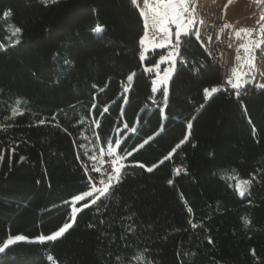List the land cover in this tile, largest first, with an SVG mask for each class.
Returning <instances> with one entry per match:
<instances>
[{
    "label": "trees",
    "instance_id": "1",
    "mask_svg": "<svg viewBox=\"0 0 264 264\" xmlns=\"http://www.w3.org/2000/svg\"><path fill=\"white\" fill-rule=\"evenodd\" d=\"M144 32L131 0H0V242L29 239L0 264H264V89L206 98L221 69L189 34L154 93L146 68L168 49L141 61ZM110 146L121 182L77 203L62 237L36 241L71 222L73 198L104 178L90 157ZM239 180L252 181L244 196Z\"/></svg>",
    "mask_w": 264,
    "mask_h": 264
},
{
    "label": "snow or ice",
    "instance_id": "2",
    "mask_svg": "<svg viewBox=\"0 0 264 264\" xmlns=\"http://www.w3.org/2000/svg\"><path fill=\"white\" fill-rule=\"evenodd\" d=\"M45 2H51V3H58L59 0H45ZM133 6L140 8V5L138 3V0H131ZM261 3H264V0H260ZM229 3H231V0H229ZM196 7H195V0H144V7L140 9V15L144 18V28H145V34L140 40V45L142 48V51L140 52V59L141 61L146 59V53L149 52L148 45H151L152 50L155 49H165V48H171V51L168 55L161 56L159 63H169L171 67L168 68V70L163 74V76L160 77L159 83L166 85L168 83V80L171 78L172 72L175 70V63H176V57L180 55V48L182 44V37H188L189 34L195 36L196 39H200V33L199 31H193L195 28V25L197 23H203V21H198L195 16ZM4 16L8 17L11 16V12H5ZM264 13L261 14L260 20L258 23L260 24L259 33L261 36L260 40H252L250 39L253 35L252 29L242 28L239 31L235 33L237 38L241 37V34L243 33L246 37L249 38L247 43L241 44L240 48L244 50V57L242 58L240 55L236 56V59L240 61V65L238 67H233L231 70V76L227 79V84H229L233 89L236 90L235 95L237 97L240 96V90L244 87V85L247 83V80L245 77L250 75V70L255 68V57L252 55L253 47L259 48L261 44H264ZM154 27L157 29V31L161 34V38L159 41L156 40L155 37L149 38L148 35V29L149 27ZM175 27V31H173V27ZM225 28L232 27L231 25H225ZM13 36H19L22 34V29L20 27L12 26ZM94 31L97 34H101L103 32V28L100 26H97ZM211 40V37H209V41ZM174 41V42H173ZM15 43H20L19 39L15 40ZM231 47V45H229ZM4 49V45L0 44V50ZM159 63L153 62L152 67H147L146 71L148 72H156L159 76ZM249 69V71H244L243 69ZM135 73L130 74L127 79L131 81L134 77ZM260 88L264 89V84L259 85ZM221 89L218 87H213L210 90L204 89L205 97L210 98L214 93L220 91ZM125 91H128L127 88H125ZM19 103V101L17 102ZM104 111H107L105 109ZM13 117L16 115H22L23 113L19 112L18 109H13ZM82 122V121H81ZM40 124H43L44 121H39ZM97 126H99L98 122ZM189 128H191V124L188 125ZM0 129L6 130V128H3V126H0ZM134 131V129H133ZM152 139V137H149V140ZM148 140H145L143 144L140 145L142 148L144 144H147ZM183 143V141L181 142ZM118 146V145H117ZM178 144L176 147H179ZM175 151V150H173ZM107 154L109 156L115 157L113 161L111 162L109 166V170H105L104 178L99 179V187H97L96 184L91 185V190L84 192L82 195H77L73 198L75 202H79L85 199V197H93L92 203L95 204L98 200H100L101 197H107L110 190L113 188L114 185H117L121 182V171L124 165L121 163V161L124 159L123 156H120L117 154L115 148L109 147L107 149ZM127 155H131V153H127ZM169 156H165L164 159H169ZM2 159V157H0ZM24 158L21 157V160ZM90 159L97 160L99 159L100 165L104 164L103 159L97 158V157H90ZM160 163H163V161H160ZM140 167H145V165L140 164ZM157 165H153L152 167H147V171L151 172ZM87 170V169H86ZM93 171L100 172L101 168L99 167H93ZM177 174H179V169L176 170ZM92 178L89 177V180ZM171 183V181H169ZM252 181L251 180H239V182L236 185L237 191L241 196L245 195V192L248 190V187H250ZM89 205H84V207H88ZM83 208H73L72 209V216L70 217L71 222L63 224L62 227H60L58 230L54 231L50 235H40L36 239L43 243L45 241H56L58 238L62 237L64 233L72 227V224L75 223L76 215L78 212L82 211ZM191 211V209H189ZM131 217H129L130 219ZM103 222V221H101ZM245 223H249V221H245ZM89 227H93V225H89ZM195 227V225H193ZM129 231H132L131 227L129 228ZM28 237L24 235H16L13 237H9L6 241L0 242V252H4L6 248H8L10 245H13L19 241H25ZM48 259L52 261V264H56V261L53 259L52 256H49ZM137 261H143L144 257L143 255L134 257Z\"/></svg>",
    "mask_w": 264,
    "mask_h": 264
},
{
    "label": "built area",
    "instance_id": "3",
    "mask_svg": "<svg viewBox=\"0 0 264 264\" xmlns=\"http://www.w3.org/2000/svg\"><path fill=\"white\" fill-rule=\"evenodd\" d=\"M201 21L203 23L201 24V32H204L208 34L209 37H211V41L214 43L211 44V53L209 51L210 56L212 59H216L215 64H217L221 69V75H222V82L220 85L215 86L220 88L221 90L216 92L219 93L221 91H224L228 94H231L233 91V88L227 84V79L231 76V70L234 63V56L235 52L229 47L230 45V36L233 32V27L225 28V25H230L223 21L222 19V10L220 7L213 5L210 3L207 6H204L201 11ZM203 33V34H205ZM214 51V53H213ZM260 58L264 55V44L261 45V48L259 50ZM178 60L180 62H183L182 57H178ZM255 78L251 77V85H256ZM213 88L210 87L209 90ZM204 92V90H203ZM205 94V92H204ZM149 102L151 105L155 106L157 103L153 99H149ZM103 161L104 164L100 166L101 172L105 174V170H109V166L113 159L115 157L109 156L107 154V150H103ZM121 163L124 165V161L122 160ZM97 187H99V183H96Z\"/></svg>",
    "mask_w": 264,
    "mask_h": 264
},
{
    "label": "crops",
    "instance_id": "4",
    "mask_svg": "<svg viewBox=\"0 0 264 264\" xmlns=\"http://www.w3.org/2000/svg\"><path fill=\"white\" fill-rule=\"evenodd\" d=\"M200 3L205 4L209 1L215 2L222 6L223 12H222V19L224 22L230 24L233 27V40L230 42L231 49H233L237 55H240L242 58L244 57L245 53L242 48H240L241 44L247 43L249 38L246 37L243 33L241 34V37L237 38L235 33L239 31L242 28L252 29L253 35L250 39L252 40H260L261 36L259 33L260 24L258 21L260 20V16L262 13H264V3H261L260 0H231V3H229V0H199ZM234 7L232 10L229 11L228 14H226L225 10L227 8ZM144 19V18H143ZM264 23V22H261ZM259 48L253 47L252 55H254L255 60V66H256V52ZM240 61L237 59L235 60V67H238L240 65ZM244 71H249V69L245 68ZM256 71L254 69L250 70V75L245 77V79L249 78L250 76H253ZM258 74V73H257ZM262 78V74L259 73L257 86H259L260 81Z\"/></svg>",
    "mask_w": 264,
    "mask_h": 264
},
{
    "label": "rangeland",
    "instance_id": "5",
    "mask_svg": "<svg viewBox=\"0 0 264 264\" xmlns=\"http://www.w3.org/2000/svg\"><path fill=\"white\" fill-rule=\"evenodd\" d=\"M138 3H139V5H140V8L139 9H142L143 7H144V0H138ZM210 3H212L213 5H215V6H218V7H220L221 8V10H222V12H223V9H222V6L221 5H219V4H217V3H215V2H212V1H209V2H207V3H205V4H202V3H200V1L199 0H195V7H196V12H195V16H196V19L198 20V21H201V11H202V9H203V7L204 6H207V5H209ZM234 7H230V8H227L226 10H225V12H226V14H228L229 13V11H233L232 9H233ZM201 24L202 23H197L196 25H195V28L193 29V31H199V33H200V39H201V41H203V43H205V45L207 46V49L210 51V53H211V44H213L214 42L213 41H209V36H208V34L207 33H205V31L204 32H201V30H200V28H201ZM173 27V31H175V27L174 26H172ZM203 33H205V34H203ZM233 33V32H232ZM144 34H145V32H144ZM148 35H149V38L151 39V38H153V37H155L156 38V40L157 41H159L160 40V38H161V34L157 31V29L156 28H154V27H149V29H148ZM144 36V35H143ZM231 41L233 40V36L231 35L230 36V38H229ZM230 41V42H231ZM174 42V41H173ZM262 45V44H261ZM148 47H149V52L150 51H154V50H152V48H151V45H148ZM260 48H261V46L259 47V49L257 50V52H256V66H255V68H254V70L256 71V73L255 74H253V76H250L249 78L251 79V77H253V78H255V80H256V82L258 81V77H259V73H261L262 74V78H261V81H260V84H264V55H263V57L262 58H260V53H259V50H260ZM158 49H160V48H158ZM168 49V51H167V53L165 54V55H168L169 54V52L171 51V48L169 47V48H167ZM233 50V49H232ZM208 51V52H209ZM234 51V50H233ZM235 52V51H234ZM213 53H214V51H213ZM147 54V53H146ZM215 54V53H214ZM235 54V56H234V63H233V67H235V60H236V53H234ZM164 55V56H165ZM177 59H178V56L176 57V63H175V69H176V64H177ZM160 61V60H159ZM214 62L216 61V59H214L213 60ZM159 63V62H158ZM215 63H217V62H215ZM169 67H171V65L169 64V63H159V76L157 75V73L155 72V74H156V77H155V79H154V82H153V91H154V93H157V92H159L161 89H164L165 90V94L168 92V87H169V82H170V79L168 80V83L166 84V85H163V84H160L159 83V79H160V77L161 76H163V74L168 70V68ZM232 67V68H233ZM174 72H175V70H174ZM174 72H172V74H171V77H172V75L174 74ZM258 73V74H257ZM232 74V73H231ZM259 84V85H260ZM250 86H251V84H250ZM255 86V85H254ZM86 198H88V197H85V199ZM83 201V200H82ZM79 202H81V201H79ZM79 202H75L74 201V207L76 208V205H77V203H79ZM11 237H13V236H11ZM36 241H38L37 239H35ZM25 241H29V239H27V240H25Z\"/></svg>",
    "mask_w": 264,
    "mask_h": 264
},
{
    "label": "water",
    "instance_id": "6",
    "mask_svg": "<svg viewBox=\"0 0 264 264\" xmlns=\"http://www.w3.org/2000/svg\"><path fill=\"white\" fill-rule=\"evenodd\" d=\"M247 83L244 85L245 88H248L250 87V84H251V79L250 78H247Z\"/></svg>",
    "mask_w": 264,
    "mask_h": 264
},
{
    "label": "clouds",
    "instance_id": "7",
    "mask_svg": "<svg viewBox=\"0 0 264 264\" xmlns=\"http://www.w3.org/2000/svg\"><path fill=\"white\" fill-rule=\"evenodd\" d=\"M124 165H125V162H124ZM91 182H92V181H91ZM96 183H97V182H95V183H94V182H92V184H96Z\"/></svg>",
    "mask_w": 264,
    "mask_h": 264
}]
</instances>
